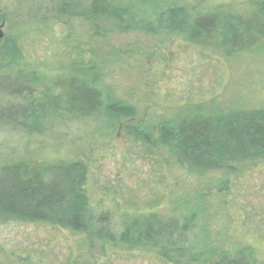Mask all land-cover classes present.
<instances>
[{"label": "rangeland", "instance_id": "obj_1", "mask_svg": "<svg viewBox=\"0 0 264 264\" xmlns=\"http://www.w3.org/2000/svg\"><path fill=\"white\" fill-rule=\"evenodd\" d=\"M88 1L71 0L77 12L63 14L52 0H0L5 17L0 54L8 52L3 59L13 70L35 69L52 78L71 74L96 83L109 103L131 108L133 117L60 127V136L37 141L0 133V164L78 163L88 170L103 205L156 208L161 219L179 227L188 221L190 249L183 258L166 260L92 242L80 232L12 223L0 225V264H216L246 246L263 259L264 164L246 167L238 178L223 171L198 173L130 129L194 113L219 117L263 109L264 36L248 51L229 54L159 29L162 10L202 0H112L121 18L101 20L86 13ZM206 1L205 8L231 7L264 22V0Z\"/></svg>", "mask_w": 264, "mask_h": 264}, {"label": "trees", "instance_id": "obj_2", "mask_svg": "<svg viewBox=\"0 0 264 264\" xmlns=\"http://www.w3.org/2000/svg\"><path fill=\"white\" fill-rule=\"evenodd\" d=\"M52 2L59 13L77 12L71 0ZM206 2L162 10L159 29L185 35L203 46L221 47L229 54L244 53L261 41V17L237 13L231 7L205 8ZM86 9L94 20L122 15L112 0H90ZM4 24L0 12V25ZM7 55L0 54V133H19L27 141H37L60 136V127L85 126L98 118L113 124L133 117L131 108L109 103L96 83L71 74L52 78L35 69L13 70L3 59ZM130 130L152 146L167 148L179 164L198 173L223 171L238 178L246 167L264 164V108L237 109L219 117L194 113L176 122L139 124ZM88 175L78 163L2 162L0 225L40 224L80 232L92 242L149 251L166 260L187 255L188 221L179 227L176 221L161 219L156 208L130 210L120 202L105 206ZM216 264H264V258L246 246L235 257H222Z\"/></svg>", "mask_w": 264, "mask_h": 264}]
</instances>
